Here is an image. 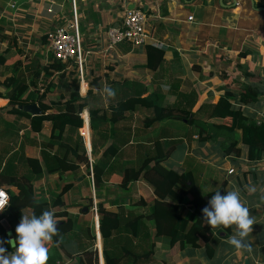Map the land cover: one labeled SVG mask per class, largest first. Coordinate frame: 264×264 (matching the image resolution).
I'll return each mask as SVG.
<instances>
[{
	"label": "trees",
	"instance_id": "16d2710c",
	"mask_svg": "<svg viewBox=\"0 0 264 264\" xmlns=\"http://www.w3.org/2000/svg\"><path fill=\"white\" fill-rule=\"evenodd\" d=\"M5 41L7 45L0 50V77L4 78L0 80V99L7 100L0 109V188L9 201L0 212L2 246L9 253L15 251V228L22 215L39 217L45 210H54L58 235L53 237L47 264H99L97 240L91 230L96 217L103 264H166L155 258L162 240L174 253L198 249L206 260L213 259L219 245L231 235V227L211 229L203 220L205 199L210 200L218 190L204 194L191 171L179 174L164 162L181 139L189 142L194 137L200 143H218L225 157H240L242 146L249 162L259 161L264 154V122L245 110L263 103L264 91L245 76L216 103L196 110L197 93L180 92L174 77L162 82L156 78V89L146 97L144 86L136 81L110 84L114 98L107 97L101 81L94 79L82 96L77 66L57 61L48 52L46 35L42 37L45 57L36 54L29 59L23 47L0 27V44ZM165 66L162 62L154 76L162 77ZM31 104L39 108L38 116L18 109ZM84 111L91 162L80 135ZM142 111L147 116L132 127V115ZM46 123L49 132L44 135ZM131 146L136 149L135 159L125 161L126 148ZM27 149L37 153L26 155ZM81 169L80 179L73 178ZM113 176L120 178L117 187L121 190L139 181L145 183L152 201L140 199L125 207L113 199L106 205ZM55 179L64 182L58 191L49 195L36 192L38 184ZM91 191L97 201L95 216ZM143 207L146 212L141 211Z\"/></svg>",
	"mask_w": 264,
	"mask_h": 264
},
{
	"label": "crops",
	"instance_id": "0c3cea01",
	"mask_svg": "<svg viewBox=\"0 0 264 264\" xmlns=\"http://www.w3.org/2000/svg\"><path fill=\"white\" fill-rule=\"evenodd\" d=\"M254 5L263 8L264 0H54L51 8L55 14H51L47 0H0V21H4L0 27L4 35L14 37L23 48L25 45L14 36L17 30H25L24 39L30 40L28 46L39 42L38 46L45 48L42 37L59 25L72 22L74 10L87 87L94 79L101 81L104 87L123 80L136 81L144 86L143 97H146L156 89L153 82L157 83V79L162 82L174 77L179 81L180 92L194 90L197 93L196 110L200 105L216 103L225 91L236 89L234 84L245 76L264 91L259 85L264 83V41L261 39L264 38V12L257 11L259 8ZM126 9L146 13L145 44L139 48L129 46V51H126L127 44L110 48L106 31L121 24ZM246 13L253 17L246 18ZM189 17H192L190 22ZM0 45L5 47L7 42ZM44 53L46 56L47 52ZM24 59L21 60L24 62ZM162 62L167 71L161 73L162 77H155ZM6 104L7 100L0 99V109ZM259 107L248 106L245 111L248 116L261 117L264 122V108L262 112ZM144 116L147 112L134 113L132 127ZM88 127L84 124L81 129L86 144L90 135ZM181 141L164 165L179 174L189 171L196 174L195 181L204 194L218 190L225 195L227 190L238 188L255 218L253 231L247 238L250 251L235 249L227 239L211 260H216L217 264H264V154L259 161L249 162L242 146L240 157H225L218 143H200L196 137L189 142ZM135 156V146H131L126 148L123 160L132 161ZM230 170L233 173L228 174ZM110 183L125 207L140 199L147 203L152 201L148 186L141 181L128 190L118 189V176H113ZM250 187H254L255 192H249ZM130 194L131 203L128 202ZM205 201L208 205L209 200ZM141 211L147 209L143 207ZM93 230L97 235L95 225ZM166 244L163 240L158 242L155 254L157 260H164L166 264H204L207 261L201 250L184 249L174 253Z\"/></svg>",
	"mask_w": 264,
	"mask_h": 264
},
{
	"label": "clouds",
	"instance_id": "9594fccd",
	"mask_svg": "<svg viewBox=\"0 0 264 264\" xmlns=\"http://www.w3.org/2000/svg\"><path fill=\"white\" fill-rule=\"evenodd\" d=\"M103 92L107 97H115V90L105 86ZM254 187L248 188L255 192ZM0 212L3 209L0 208ZM204 222L215 229L218 227H233V233L227 243L237 250H251L247 238L253 231L255 218L242 199L240 190H227L225 195L217 191L211 196L208 205L203 208ZM58 222L54 210H45L37 217L22 215V219L15 228L16 248L9 253L0 241V264H47L49 247L53 237L58 235Z\"/></svg>",
	"mask_w": 264,
	"mask_h": 264
},
{
	"label": "built area",
	"instance_id": "2783aa9c",
	"mask_svg": "<svg viewBox=\"0 0 264 264\" xmlns=\"http://www.w3.org/2000/svg\"><path fill=\"white\" fill-rule=\"evenodd\" d=\"M74 0H72L73 2ZM50 5L48 13L55 14L51 8V4L54 0H47ZM11 9L14 8V4L10 5ZM147 15L142 10L126 9L122 22L120 25L110 27L106 31L107 42L110 48H113L119 44H127L131 48H139L145 44L147 39L146 22ZM188 21H192V17L188 18ZM47 48L48 52L61 63H73L78 68L79 79V93L84 96L88 90L87 84L84 82L83 73V52L81 47V36L77 27L76 13L73 10L72 22L62 24L47 34ZM81 117L85 122L88 121L87 112L84 111ZM81 136L85 137L83 133ZM233 173V170L229 171V174ZM92 175V173H91ZM9 201L8 194L0 188V208H4ZM96 209H94L95 212Z\"/></svg>",
	"mask_w": 264,
	"mask_h": 264
},
{
	"label": "rangeland",
	"instance_id": "374dc122",
	"mask_svg": "<svg viewBox=\"0 0 264 264\" xmlns=\"http://www.w3.org/2000/svg\"><path fill=\"white\" fill-rule=\"evenodd\" d=\"M250 17H253V15L251 16V15H248V13H246V18H250ZM256 21H258V20H256ZM252 23H254V20H252ZM8 32H10V31H8ZM24 32H25V30H17V31H15V34L16 35H14L15 37H18V41H20V43H22L23 45H25L24 46V48H23V51H26V56L29 58V57H33L36 53L37 54H41V55H43V56H45V53L44 52H46L45 50L46 49H44V48H42L41 46H38V43L37 44H35L33 47H31L30 45L28 46L27 45V42L28 41H30V40H26V39H24V37H27L26 35H24ZM11 38H13V39H15L14 37H11ZM30 38V37H29ZM31 39V38H30ZM2 47L3 46H1L0 47V50L2 49ZM22 59V58H21ZM21 61H23V60H21ZM42 63H44V61H42ZM2 79H4V78H1L0 77V80H2ZM255 82H257V80H255ZM259 85H262V87H263V89H264V83H259ZM258 106H260L259 107V111H261L262 110V112H263V108H264V102L262 103V104H258ZM43 132H44V135H46V134H48V132H49V125L48 124H45V126H44V130H43ZM80 133H82L81 132V130H80ZM85 136V135H84ZM83 137V136H82ZM86 137V136H85ZM85 137H83L84 138V141L86 142V139H85ZM217 144V143H216ZM85 145H86V143H85ZM37 153V150H31V149H27V151H26V155H33V154H36ZM177 157V154L175 155V157L174 158H176ZM170 164H171V162H170ZM193 172H195V169L193 170ZM84 173V170L83 169H81L79 172H77V173H74L73 175H72V177L73 178H75V179H80L79 178V176L80 175H82ZM228 174H229V172H228ZM66 177H68V176H66ZM194 177H195V179H197V177H196V174L194 175ZM63 183L64 182H62L61 180H57V179H55V181H53V182H51L50 184H46L45 182L44 183H41V184H38L37 185V188H36V192H38V193H40V194H42V195H49V192H54V191H58L59 190V188H60V186H62L63 185ZM200 184L202 183L201 181L199 182ZM57 184V185H56ZM38 186H39V189H38ZM108 187H109V189H110V194H111V196L106 200V202H105V204L106 205H108L107 204V202L109 201V200H113V199H118V200H120L121 199V197H118L117 196V193H115V192H113L112 190H113V188H115V186L113 185V184H109L108 185ZM41 189V190H40ZM44 189V190H43ZM93 191H91V193H92ZM132 194H130L129 195V203H131L132 202V198L130 197ZM128 198H122V200L123 201H126V200H128ZM92 199H93V193H92ZM96 203H97V201L95 200H93V205H94V207H93V214H94V209H95V205H96ZM83 204V203H82ZM71 212L72 213H78V210L77 209H71ZM94 216H95V214H94ZM83 219H85V220H87V219H89V218H83ZM85 220H83V221H85ZM93 228H94V226H93ZM93 228L91 229L92 230V233L94 234V232H93ZM51 244H52V242L48 245V247L50 248V246H51ZM204 264H217V261L216 260H211V261H205V262H203Z\"/></svg>",
	"mask_w": 264,
	"mask_h": 264
},
{
	"label": "water",
	"instance_id": "95a60500",
	"mask_svg": "<svg viewBox=\"0 0 264 264\" xmlns=\"http://www.w3.org/2000/svg\"><path fill=\"white\" fill-rule=\"evenodd\" d=\"M256 10L257 11L264 12V8H259V9H256ZM18 109L21 110V111H23V112H25V113L30 114L32 117L38 116L40 114V110H39V108L35 104L27 105V106H24V107H18ZM85 124L88 127V121L85 122ZM88 129H89V127H88ZM85 146H86L87 151H88L89 161L91 162V157H90V152H91V148H90V135L88 137V141H87V144ZM92 193H93V200L95 201L94 192H92ZM95 226H96V229H97V232H98L97 235H95V236H96V240H97L96 246H97L98 252H99V264H103V260H102V256H101V238H100V233H99V225H98V218L97 217H96V220H95ZM5 227H6L7 234H8V237L10 239L11 245H13L12 234L9 231L8 226L5 225Z\"/></svg>",
	"mask_w": 264,
	"mask_h": 264
}]
</instances>
